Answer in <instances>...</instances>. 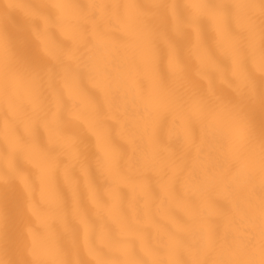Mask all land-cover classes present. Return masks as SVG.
<instances>
[{"label":"snow or ice","instance_id":"6c2138e0","mask_svg":"<svg viewBox=\"0 0 264 264\" xmlns=\"http://www.w3.org/2000/svg\"><path fill=\"white\" fill-rule=\"evenodd\" d=\"M0 264H264V0L0 4Z\"/></svg>","mask_w":264,"mask_h":264},{"label":"bare ground","instance_id":"6f19581e","mask_svg":"<svg viewBox=\"0 0 264 264\" xmlns=\"http://www.w3.org/2000/svg\"><path fill=\"white\" fill-rule=\"evenodd\" d=\"M5 2H7V0H0V4H3V3H5ZM26 168L28 167V165H24ZM35 199H36V202L37 203H39V201H40V193L39 192H37L36 194H35Z\"/></svg>","mask_w":264,"mask_h":264}]
</instances>
